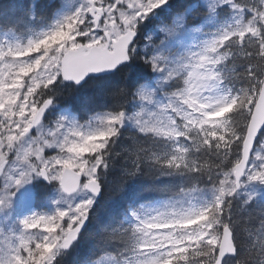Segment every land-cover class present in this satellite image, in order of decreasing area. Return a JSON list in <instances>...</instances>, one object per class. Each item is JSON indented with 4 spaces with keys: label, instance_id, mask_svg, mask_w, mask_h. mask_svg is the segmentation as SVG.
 <instances>
[{
    "label": "snow or ice",
    "instance_id": "obj_1",
    "mask_svg": "<svg viewBox=\"0 0 264 264\" xmlns=\"http://www.w3.org/2000/svg\"><path fill=\"white\" fill-rule=\"evenodd\" d=\"M20 7L0 264H264V0Z\"/></svg>",
    "mask_w": 264,
    "mask_h": 264
},
{
    "label": "trees",
    "instance_id": "obj_2",
    "mask_svg": "<svg viewBox=\"0 0 264 264\" xmlns=\"http://www.w3.org/2000/svg\"><path fill=\"white\" fill-rule=\"evenodd\" d=\"M29 2L30 0H0V31L3 30L5 24H11L14 18L20 14V6ZM145 186H147V181Z\"/></svg>",
    "mask_w": 264,
    "mask_h": 264
},
{
    "label": "rangeland",
    "instance_id": "obj_3",
    "mask_svg": "<svg viewBox=\"0 0 264 264\" xmlns=\"http://www.w3.org/2000/svg\"><path fill=\"white\" fill-rule=\"evenodd\" d=\"M58 2H59V0H57ZM0 38H2V37H0Z\"/></svg>",
    "mask_w": 264,
    "mask_h": 264
}]
</instances>
